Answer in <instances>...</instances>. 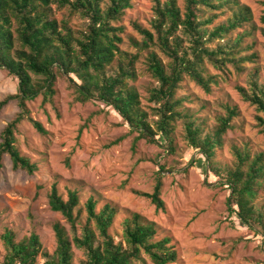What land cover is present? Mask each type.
Returning <instances> with one entry per match:
<instances>
[{
    "label": "trees",
    "instance_id": "1",
    "mask_svg": "<svg viewBox=\"0 0 264 264\" xmlns=\"http://www.w3.org/2000/svg\"><path fill=\"white\" fill-rule=\"evenodd\" d=\"M133 1L0 0V68L17 81L16 92L0 100V111L10 101H15L18 108L0 132V168L6 155L13 170L30 175L37 171V164L18 149L16 132L18 125L27 120L38 132L46 133L31 117L27 101L41 95L44 103L54 105V84L60 76L73 89L75 101H98L116 111L137 133L135 141L144 139L159 145L163 141L165 149L172 152L175 123L181 122L187 144L204 158L216 182L228 190V213L264 235V209L257 203L264 180V153L252 154L233 144L231 164L220 165L217 154L236 111L226 106V114L217 115L216 124L206 128L198 117L182 109L183 100L177 97V90L187 78L210 92L217 81L214 76L204 75L207 62L220 71L228 63L239 67L244 61L255 62V52L239 55L253 44H247L255 30L250 7L239 0H152V30L132 22L142 37L135 45L139 51H146V70L155 81L148 98L154 106L148 112L141 107L137 90L128 84L135 78L138 53L120 49L121 28L115 24ZM256 1L264 7V0ZM52 4L66 12L60 20L55 18ZM74 15L84 20L80 29L70 25ZM259 20L264 24V8ZM260 32L264 38V27ZM213 43L215 46H210ZM235 88L242 100L260 113L256 125L264 133V83L258 69L251 65L244 84ZM164 170L159 164L150 192L134 191L163 212ZM48 205L63 216L71 234L60 223H54L56 244L49 252L36 233L15 240L14 233L5 229L1 234L4 254L0 264H74L72 246L85 255L80 264L144 263V256L153 264L178 260L172 239L168 235L157 237L154 225L136 213L123 219L121 238L116 241L110 227L117 210L111 204L98 206L91 195L81 202L79 192L72 188H67L64 196L52 183Z\"/></svg>",
    "mask_w": 264,
    "mask_h": 264
},
{
    "label": "rangeland",
    "instance_id": "2",
    "mask_svg": "<svg viewBox=\"0 0 264 264\" xmlns=\"http://www.w3.org/2000/svg\"><path fill=\"white\" fill-rule=\"evenodd\" d=\"M239 1L250 7L251 22L255 25L252 40H247V44L253 43L252 48L242 49L239 55L255 52V62L244 61L239 67L228 63L224 71L207 62L204 75L214 76L217 81L212 83L210 92L188 78L177 90V97L183 100L182 109L198 117L206 128L216 124L217 115L226 114V106L236 111L217 154L216 161L222 166L231 164L233 144L247 148L252 154L264 153V133L256 125V116L260 113L243 101L235 88L237 84H244L251 65L258 69L264 83V38L260 32L264 24L259 20L264 7L256 0ZM152 3V0H134L132 7L115 23L121 28L120 49L138 53L135 78L129 79L128 84L137 90L141 107L148 112L154 106L148 98L155 81L146 70V51H139L135 45L142 37L132 22L152 30ZM52 8L57 20L66 14L56 4ZM83 23L76 15L70 17V25L75 29H80ZM16 88V79L0 68V100L14 94ZM54 89V105L44 103L41 95L27 101L31 117L46 133L38 132L27 120L18 125L16 132L18 149L37 164V171L30 175L13 170L8 156L2 159L0 261L4 254L1 234L5 229L14 233L15 240L36 233L49 252L56 244L54 223H60L71 234L63 216L48 205L50 187L56 183L64 196L66 189L72 188L79 192L81 202L91 195L98 206L104 203L114 206L117 212L110 232L116 241L121 238L125 217L136 213L143 221L152 223L157 237L168 235L175 244L179 257L173 264H264V235L255 233L241 224L235 214L228 213V190L216 182L204 158L187 144L181 122L175 123V148L171 152L165 149L163 141L161 145L144 139L135 141L137 133L111 107L98 101H75L66 78L58 76ZM17 111L15 101L2 108L0 132ZM159 164L165 167L161 192L166 206L164 212L157 211L148 199L134 193L152 190ZM262 185L257 203L264 209V180ZM72 251L73 263L80 264L85 258L83 251L74 246ZM144 260L135 264H153L145 256Z\"/></svg>",
    "mask_w": 264,
    "mask_h": 264
}]
</instances>
